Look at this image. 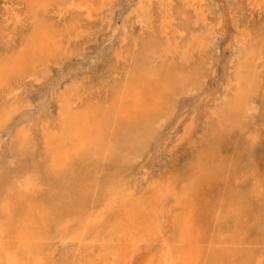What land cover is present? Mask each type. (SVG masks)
Masks as SVG:
<instances>
[{
    "label": "bare ground",
    "instance_id": "6f19581e",
    "mask_svg": "<svg viewBox=\"0 0 264 264\" xmlns=\"http://www.w3.org/2000/svg\"><path fill=\"white\" fill-rule=\"evenodd\" d=\"M127 4L0 0V264H264V0Z\"/></svg>",
    "mask_w": 264,
    "mask_h": 264
},
{
    "label": "rangeland",
    "instance_id": "374dc122",
    "mask_svg": "<svg viewBox=\"0 0 264 264\" xmlns=\"http://www.w3.org/2000/svg\"><path fill=\"white\" fill-rule=\"evenodd\" d=\"M127 0H121V9H119L121 12L126 9L127 7ZM213 9L217 11V14L219 15L222 24H221V33L223 34V47L219 54L222 52L221 55L223 59L227 60L230 59V51L228 49L229 47V40L232 38V34L234 33V27H233V16L230 11V4L229 0H212ZM216 7V8H215ZM119 11V12H120ZM256 18H258L255 15ZM241 22H245L246 19L242 15L239 17ZM117 26L120 25L118 22V17L116 19ZM257 23L258 21L254 20L251 23ZM224 27V28H223ZM218 53L215 54V57L212 59V62L217 66L219 72L217 71V76L210 80L209 87L210 90H216L218 87L219 82L224 80V72L221 69V63H219V57L217 56ZM115 54H112L111 56H108L105 58L106 61H109L107 64V69L113 67L112 65H117V58L114 57ZM105 61V62H106ZM109 66V67H108ZM99 72H106L104 68H101ZM112 75V74H111ZM111 77H115L112 75ZM211 93L208 91L206 98L210 97ZM202 103L197 107L198 109H203ZM184 134L183 128L180 130V133L173 138V140L170 142V144L167 146V148L163 149L160 153L157 154L156 158L152 161H150V168L152 169V172L155 174H158L159 176L163 177L169 173H173L176 170H178L181 165L183 164V160L188 158L189 155V146L187 143L179 141L180 135ZM199 136L196 134L194 139H199ZM226 142L223 144V148H221L223 155L226 159L230 158L229 154H232V143L231 141H224ZM182 148V149H181ZM182 151V152H181ZM228 153H227V152ZM264 155V139H262V142L257 146L255 150V159L258 163L261 165L263 164V159H261V156ZM178 158V159H177ZM178 160V161H177ZM171 169V170H170ZM173 169V170H172ZM172 171V172H171ZM167 173V174H166ZM163 174V175H162ZM165 174V175H164Z\"/></svg>",
    "mask_w": 264,
    "mask_h": 264
},
{
    "label": "snow or ice",
    "instance_id": "6c2138e0",
    "mask_svg": "<svg viewBox=\"0 0 264 264\" xmlns=\"http://www.w3.org/2000/svg\"><path fill=\"white\" fill-rule=\"evenodd\" d=\"M262 198H264V187L261 188Z\"/></svg>",
    "mask_w": 264,
    "mask_h": 264
}]
</instances>
